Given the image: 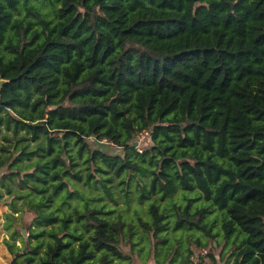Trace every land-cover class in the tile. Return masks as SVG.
I'll return each mask as SVG.
<instances>
[{"label": "trees", "instance_id": "16d2710c", "mask_svg": "<svg viewBox=\"0 0 264 264\" xmlns=\"http://www.w3.org/2000/svg\"><path fill=\"white\" fill-rule=\"evenodd\" d=\"M0 81L10 264H264V0H0Z\"/></svg>", "mask_w": 264, "mask_h": 264}, {"label": "rangeland", "instance_id": "374dc122", "mask_svg": "<svg viewBox=\"0 0 264 264\" xmlns=\"http://www.w3.org/2000/svg\"><path fill=\"white\" fill-rule=\"evenodd\" d=\"M143 136H138L136 138L137 143H142L143 142ZM89 143H92V140L89 141ZM9 209L5 204H2L0 206V264H10V261L12 259V255L9 253L8 249L4 245V240L8 239V230L5 229V223L7 222L6 214L9 213ZM14 216V220L12 221V229H15L18 231V233H24L25 237H27L28 232H27V227H28V219H31V215L28 214L26 215V219L23 220L22 215L18 216L17 213L12 214ZM15 244L17 246H20V242L18 239L15 241ZM120 250L125 253L129 254L130 253V248L127 246H124L121 244L119 246ZM220 249L214 250L215 255L218 254ZM199 260V259H198ZM134 264H141L137 258H134ZM151 264V263H147ZM203 264H211L210 260H207L205 257L203 258Z\"/></svg>", "mask_w": 264, "mask_h": 264}, {"label": "water", "instance_id": "95a60500", "mask_svg": "<svg viewBox=\"0 0 264 264\" xmlns=\"http://www.w3.org/2000/svg\"><path fill=\"white\" fill-rule=\"evenodd\" d=\"M1 84H2V83H1V81H0V87H1ZM135 144H136V143H133V146H135ZM22 232H23V231H22Z\"/></svg>", "mask_w": 264, "mask_h": 264}]
</instances>
